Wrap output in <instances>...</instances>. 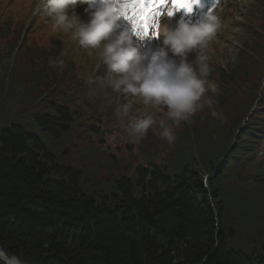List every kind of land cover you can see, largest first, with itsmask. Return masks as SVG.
<instances>
[{"label": "trees", "instance_id": "obj_1", "mask_svg": "<svg viewBox=\"0 0 264 264\" xmlns=\"http://www.w3.org/2000/svg\"><path fill=\"white\" fill-rule=\"evenodd\" d=\"M254 1L240 49L215 70L216 92L189 120L167 119L172 144L148 130L143 161L124 170L114 164L122 147L85 116L87 105L58 91L74 64L61 40L28 56L30 73L31 65H12L17 36L0 28V248L8 256L21 264H264V216L251 209L255 226L242 230L221 192L264 189V0ZM57 60L62 70L50 64ZM73 130H86L95 152L82 157L107 173L99 187L58 161Z\"/></svg>", "mask_w": 264, "mask_h": 264}, {"label": "clouds", "instance_id": "obj_2", "mask_svg": "<svg viewBox=\"0 0 264 264\" xmlns=\"http://www.w3.org/2000/svg\"><path fill=\"white\" fill-rule=\"evenodd\" d=\"M46 7L53 32L68 34L82 49L96 50L106 67L104 77H89L87 83L96 79L107 81L108 87L118 94H130L142 99L144 105L167 109V117L179 123L187 121L203 105L198 103L206 92H216V85L206 78L210 74L209 41L221 28L220 17L216 14L219 0H213L207 11H202L199 23H192L183 17L175 26L161 24L164 16H172L173 8L156 10L151 20L141 23L134 13L130 0H40ZM88 4V19L84 21L77 7ZM199 3V0H198ZM195 5V4H194ZM185 10L186 14L193 11ZM86 9V11H88ZM183 9V8H182ZM121 22L127 27L120 28ZM163 37L162 46L155 50L140 51L136 41L146 38ZM179 56L180 60L169 57ZM195 51V61H188L187 54ZM61 70L63 60L50 61ZM206 103L211 107L213 100ZM131 103L122 106V114L128 115ZM213 116L218 113L213 111ZM156 121L152 115L137 117L127 131L136 139L146 136ZM161 137L172 144L176 137L163 121ZM3 264H20L16 256H8L0 248Z\"/></svg>", "mask_w": 264, "mask_h": 264}, {"label": "rangeland", "instance_id": "obj_3", "mask_svg": "<svg viewBox=\"0 0 264 264\" xmlns=\"http://www.w3.org/2000/svg\"><path fill=\"white\" fill-rule=\"evenodd\" d=\"M8 1L9 0H0V2L4 5L7 4ZM219 2L222 3L224 2V0H219ZM254 2H255L254 0H240L233 5L232 13L230 14V17L228 19V25L224 32V44H220L219 48H215L216 50L212 49L209 51L208 63L210 65V74L208 77H210L211 81L216 78V72H215L216 68L220 65L225 64L227 61H231L233 59L235 55V51L238 48L240 36L242 34L240 27L244 24V20H245L244 18L247 16L248 10L253 5ZM40 3H41L40 0H32L29 3L30 5H28L29 10H28V6L26 5V8H25L26 14L24 15V17H26V20H27L31 16L33 9H34V16L36 17V20L39 21L36 27L39 29L41 28L40 21H46V18H48L47 13L45 12L46 7L41 9L39 6ZM212 3H213V0H199V3L194 5L193 11L191 13L186 14L184 10L182 12V15L183 13L185 14V17H184L185 20L192 22V20L189 19L191 18L195 20V23H199L201 20L202 11H207L208 8L211 7ZM82 5H79L77 7V12L80 15L81 19L83 20L86 17H88L89 11L85 12L86 9L88 8V4L80 8ZM170 8H173L175 10L174 14L176 18H174L173 21L177 23V21H179L182 18V15H180V9H177L175 8V6H172V5H170ZM4 20L6 21L10 20V22L12 21L11 24L13 25L15 18H10L8 16V17H5ZM15 29H20V27H16ZM43 32L40 33L41 40L40 42H38L41 45H46L47 43V40L45 39L46 33L47 34L52 33L53 35H56L57 37H60V35H62L67 44H71L74 41L69 37L68 34L61 33V32H53L51 25H49V27H47V29L44 30ZM71 54H72V49H70L69 51V55ZM169 57L175 59L177 62H179L180 60L179 56L171 55ZM17 59L18 60L15 65L16 67H18V70L22 71V68H24L25 66L27 67L28 65H31L28 68V70L30 73L32 72L34 64H30L29 59L23 58V57H19ZM187 59H189V53L187 54ZM92 60L93 59L90 60L89 65L92 64ZM188 61H193V60H188ZM20 64H21V68H20ZM75 68H76L77 78H78V75L83 76V77L86 76L84 75V71L86 68L81 61L75 65ZM211 81L209 80V82ZM93 93L102 95L100 91L93 90ZM102 96L101 97L95 96L96 103H94L92 106H89V105L83 106L82 110L86 117L87 116L93 117L94 123L106 126V128L110 130L116 138L114 142V147H120L123 145V143L126 141V138L129 136V132L127 131L128 118L125 117L126 120L125 119L118 120L117 118H115L114 114L109 110L108 104L106 102H103L104 98ZM81 103L82 102H79L78 104H81ZM164 111L165 109L162 108L161 111L156 112V116H157L156 122L159 128V135H161V132L163 131V129L160 126V123L165 117ZM164 124L166 125V123ZM24 128L28 132H34V130L30 129L27 123L24 124ZM69 136L70 137L66 140V145H63L62 147H60V153H61L60 156L62 155L64 150H69V152L65 153L66 157H63V158L57 157L58 161H60L62 164H65V165L80 168L84 172V175H82L83 182L85 180V182L90 183L92 185L97 184V186L95 187H99L98 184L101 185L102 179L107 177V173L106 171L102 169H98L99 167L98 162L90 163V158L82 157L81 151L88 152L91 156L95 152V150L91 151L90 146L87 144L88 136L85 135L83 131L80 133L74 130L73 132H71V134H69ZM147 143L148 142H146L143 147V143L141 142V149L136 151L135 153H132V155L121 150L120 155L122 156V158L116 160L114 164L119 165V167H121V170H124L128 167L137 166L144 159V151L142 150L147 146ZM165 144H166V141H164L161 144L160 151L163 150V153L168 158V151L166 149ZM224 145L228 146L229 143H226ZM48 146H49V150L54 153L55 147L49 144ZM153 148H155V144H153L152 149ZM201 157H203L204 159H207L210 157V153L208 152L203 153L201 154ZM210 167L211 166L209 165V167L207 168H210ZM231 181H234L235 183L238 184V182L235 181L234 179H231ZM221 192L226 198H228L226 199L223 197L224 199L228 200L229 209L231 210L235 220H238V221L245 220L243 222L244 225L241 226L242 230H251V229L253 230L255 224H251L252 222L251 217H253V215L251 216L250 214L252 213H249V211L251 209H256L254 211L255 214L264 216V209H261V208H264V203H263L264 202V189H258V187H253V186L241 185V187L240 186L222 187ZM249 202L250 203L252 202V205L247 204ZM244 204L246 206H244ZM253 205L256 206V208H252ZM258 224L261 226L264 225V219H262Z\"/></svg>", "mask_w": 264, "mask_h": 264}, {"label": "snow or ice", "instance_id": "obj_4", "mask_svg": "<svg viewBox=\"0 0 264 264\" xmlns=\"http://www.w3.org/2000/svg\"><path fill=\"white\" fill-rule=\"evenodd\" d=\"M159 0H156L158 3ZM175 8L190 10L194 4L198 3V0H169ZM131 3L134 5V13L140 17L141 23H144L149 20V17L153 14L148 9L156 7V3H153L152 0H131Z\"/></svg>", "mask_w": 264, "mask_h": 264}, {"label": "bare ground", "instance_id": "obj_5", "mask_svg": "<svg viewBox=\"0 0 264 264\" xmlns=\"http://www.w3.org/2000/svg\"><path fill=\"white\" fill-rule=\"evenodd\" d=\"M130 2H131V0H130ZM168 2H169V0H159L158 3L153 2V3H156V7L154 9L152 7H149L148 10L150 11V10L153 9L154 12L156 10H162V9L167 7V4H170V2L169 3ZM150 17H152V15ZM174 17H175L174 14L172 16H165L163 19H161V24L167 23V24H169L171 26H175L176 23L172 19ZM162 42H163V37L162 36H157L155 38H152V43L149 45V48L155 50L156 48L162 46ZM144 45H145V43L142 44V46H144Z\"/></svg>", "mask_w": 264, "mask_h": 264}]
</instances>
